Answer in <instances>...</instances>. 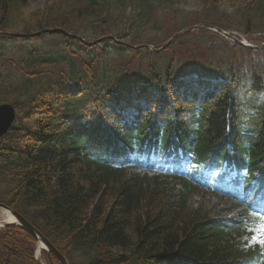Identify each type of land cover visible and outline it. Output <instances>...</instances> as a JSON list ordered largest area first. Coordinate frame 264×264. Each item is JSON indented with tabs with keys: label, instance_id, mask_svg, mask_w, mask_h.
<instances>
[{
	"label": "trees",
	"instance_id": "16d2710c",
	"mask_svg": "<svg viewBox=\"0 0 264 264\" xmlns=\"http://www.w3.org/2000/svg\"><path fill=\"white\" fill-rule=\"evenodd\" d=\"M186 1L0 0V32L27 35L59 29L87 40L112 35L131 45L148 42L158 47L148 32L161 27L159 15L165 14L180 17L185 26L198 21L264 35V0H192L199 7L194 11L185 9ZM224 1L241 8L229 14L222 8ZM205 35L210 37L205 30L181 36L160 54L138 50L145 69L140 64L107 66V52L97 50H103L101 45L87 47L60 33L0 35V103L11 104L18 113L14 127L0 141V204L25 218L69 264L257 260L256 251L244 253L230 243L232 235H217L220 223L192 207L189 181L174 179L172 188H164L157 178L126 173L90 156H112L125 145L141 148L145 140L147 148L158 141L155 148L165 149L178 137L188 149L181 115L191 108L176 104L170 87L193 71L207 81L182 93L192 102L185 106L200 104L211 86L220 92L207 96L194 115L196 161L216 164L229 157L232 147L253 162V173L262 170L257 158L264 153V53L256 52L259 62H253L247 74L236 64L233 52L238 48L226 44V63L201 64L191 56L187 67L177 64L180 47L202 45ZM109 43L115 55H124L123 45ZM214 77L225 81L209 82ZM68 83L79 86V92L71 100H57ZM140 85L152 97L140 94L138 101L153 98L154 106L171 101L168 110L174 121L169 117L156 126L140 117L137 129L115 134L108 125L116 121L102 112L105 102L120 90ZM34 247V238L21 228L0 230V264H37ZM43 256L46 264H61L50 254Z\"/></svg>",
	"mask_w": 264,
	"mask_h": 264
},
{
	"label": "water",
	"instance_id": "95a60500",
	"mask_svg": "<svg viewBox=\"0 0 264 264\" xmlns=\"http://www.w3.org/2000/svg\"><path fill=\"white\" fill-rule=\"evenodd\" d=\"M14 120V111L8 105L0 106V137L7 132L11 123ZM11 215L14 217L15 222L11 223L17 225L18 227L22 228L36 240L42 242V244L46 247L47 251L55 256L61 264H68L66 259L59 254V252L45 239L43 238L38 231L32 227L25 219L19 216L16 212L10 210ZM10 225L8 223H3V226Z\"/></svg>",
	"mask_w": 264,
	"mask_h": 264
},
{
	"label": "rangeland",
	"instance_id": "374dc122",
	"mask_svg": "<svg viewBox=\"0 0 264 264\" xmlns=\"http://www.w3.org/2000/svg\"><path fill=\"white\" fill-rule=\"evenodd\" d=\"M224 6L227 7V5H224ZM164 24H165V28H164V31H165V32L162 31L161 33H156V36L161 37V36H163L162 34H164V35H165V34H169L170 32H168V31L172 30L171 27H172V26L175 27V23L172 22V21H170V20H168L167 18L164 20ZM215 43H217V42H216V41H213V44H215ZM219 47H220V44H219ZM190 50H192V47H184V48H183V51H182L183 58L186 57V55H187L186 52H187V51H190ZM196 55L199 56V58L201 59V60H200L201 63H202V62H206V63H208V61H209V62H212V61L216 60L215 55H208V54H206V52H205V50H204L203 48H200V49L197 51ZM128 57L130 58V56H128ZM109 61L114 62L115 59H114L113 57H111V58L109 59ZM136 64H137V61H134V62H133V68L136 66ZM0 215H1V209H0ZM258 242H260V243H261V242H264V235L261 234V233L256 234V235L252 238V240H250V241L248 242V245H252V244H254V243H258ZM39 257H40V255H39ZM40 259H41V257H40ZM41 261L44 262V259L42 258Z\"/></svg>",
	"mask_w": 264,
	"mask_h": 264
},
{
	"label": "bare ground",
	"instance_id": "6f19581e",
	"mask_svg": "<svg viewBox=\"0 0 264 264\" xmlns=\"http://www.w3.org/2000/svg\"><path fill=\"white\" fill-rule=\"evenodd\" d=\"M0 219L3 221V222H12L13 221V218L12 216L10 215L9 212L5 211V210H1V215H0ZM39 248H37V251Z\"/></svg>",
	"mask_w": 264,
	"mask_h": 264
},
{
	"label": "snow or ice",
	"instance_id": "6c2138e0",
	"mask_svg": "<svg viewBox=\"0 0 264 264\" xmlns=\"http://www.w3.org/2000/svg\"><path fill=\"white\" fill-rule=\"evenodd\" d=\"M261 230L264 232V224L261 225Z\"/></svg>",
	"mask_w": 264,
	"mask_h": 264
}]
</instances>
